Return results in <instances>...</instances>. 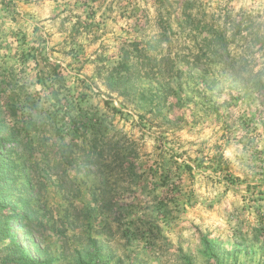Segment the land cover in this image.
I'll use <instances>...</instances> for the list:
<instances>
[{"label": "rangeland", "instance_id": "374dc122", "mask_svg": "<svg viewBox=\"0 0 264 264\" xmlns=\"http://www.w3.org/2000/svg\"><path fill=\"white\" fill-rule=\"evenodd\" d=\"M0 156V264H264V0H0Z\"/></svg>", "mask_w": 264, "mask_h": 264}, {"label": "trees", "instance_id": "16d2710c", "mask_svg": "<svg viewBox=\"0 0 264 264\" xmlns=\"http://www.w3.org/2000/svg\"><path fill=\"white\" fill-rule=\"evenodd\" d=\"M201 22H203L204 24H207L206 28L210 26L209 23H207V21L204 18L201 20ZM239 27L240 25L236 26V28H239ZM209 28L210 29H206V31H208V34L211 36V38L205 37L202 42H194L193 43L194 47H192V45H186V46L184 45V46L179 47V50L176 52V56L177 57H187L189 55H192V57H195V60L197 63H200L203 61H210L211 59H215V58H221L222 55H220V52L216 48L226 47L227 45L226 38H220V36H217L218 33L222 34V32L218 31L216 29V26L212 25ZM153 43L154 42L151 41L149 43H145L144 46L141 45V47L139 44H137L136 46L134 44L132 46L134 48L133 52L125 51L122 62L119 63V65L116 68H114V71L112 72V74H110V77L111 78L115 77V73L118 75L119 78H123V76L127 74L141 73L142 70H148V69L154 70L155 67L151 63L153 60V57H150L151 56L150 55L151 45ZM194 49H197L198 51L195 52ZM134 54H135V57H134ZM134 58H136L137 61H134L133 60ZM164 59L165 57L162 58L161 60H164ZM177 59H186V58H177ZM147 61L150 63L146 65ZM132 62H133V65H131ZM158 62L159 61H157V63ZM158 71H162V67L160 68L159 66ZM71 125L73 126L78 125V122H74ZM78 127L75 129V133H78L79 131ZM66 130L67 132H72L71 131L72 128L70 126ZM0 160H4V157L0 156ZM8 173H9V169H6V168L0 169V176H1L0 178L4 180L5 184L9 183L10 178H9ZM92 242L95 248L98 249V247L96 246L98 245V241L94 240ZM6 249H12L13 252H12L10 259L4 260L5 263L10 262V263H15V264H26V262L21 258L22 255L24 254V250L21 249L18 244L16 245L9 244L4 247V250ZM29 263L34 264L33 261Z\"/></svg>", "mask_w": 264, "mask_h": 264}]
</instances>
